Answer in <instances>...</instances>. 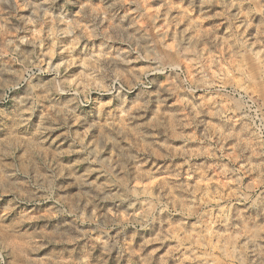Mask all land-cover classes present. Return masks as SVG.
Returning <instances> with one entry per match:
<instances>
[{"label": "clouds", "instance_id": "1", "mask_svg": "<svg viewBox=\"0 0 264 264\" xmlns=\"http://www.w3.org/2000/svg\"><path fill=\"white\" fill-rule=\"evenodd\" d=\"M0 264H264V0H0Z\"/></svg>", "mask_w": 264, "mask_h": 264}]
</instances>
